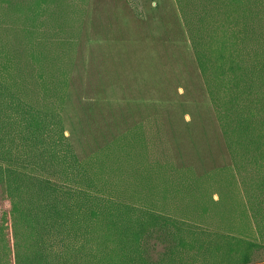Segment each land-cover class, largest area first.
Listing matches in <instances>:
<instances>
[{"label":"rangeland","instance_id":"374dc122","mask_svg":"<svg viewBox=\"0 0 264 264\" xmlns=\"http://www.w3.org/2000/svg\"><path fill=\"white\" fill-rule=\"evenodd\" d=\"M9 2L0 78L59 112L102 194L254 237L176 0Z\"/></svg>","mask_w":264,"mask_h":264},{"label":"trees","instance_id":"16d2710c","mask_svg":"<svg viewBox=\"0 0 264 264\" xmlns=\"http://www.w3.org/2000/svg\"><path fill=\"white\" fill-rule=\"evenodd\" d=\"M176 3L254 237L102 194L59 112L0 78V264H264V0Z\"/></svg>","mask_w":264,"mask_h":264}]
</instances>
